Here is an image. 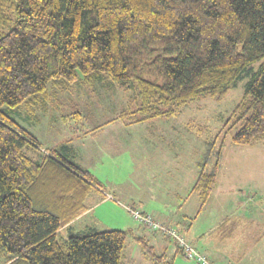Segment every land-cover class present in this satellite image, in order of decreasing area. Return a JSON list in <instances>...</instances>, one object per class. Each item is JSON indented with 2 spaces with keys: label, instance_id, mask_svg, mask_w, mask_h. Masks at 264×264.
Here are the masks:
<instances>
[{
  "label": "trees",
  "instance_id": "obj_1",
  "mask_svg": "<svg viewBox=\"0 0 264 264\" xmlns=\"http://www.w3.org/2000/svg\"><path fill=\"white\" fill-rule=\"evenodd\" d=\"M106 76L132 93L135 107L118 115L129 123L172 117L205 97L221 100L248 77L197 162L190 191L202 209L227 132L238 128L230 139L239 146L264 139V0H0L1 264H121L129 236L152 264L167 257L130 229L89 228L60 240L101 184L72 161V146L42 150L8 114L24 103L33 108L49 89Z\"/></svg>",
  "mask_w": 264,
  "mask_h": 264
},
{
  "label": "rangeland",
  "instance_id": "obj_2",
  "mask_svg": "<svg viewBox=\"0 0 264 264\" xmlns=\"http://www.w3.org/2000/svg\"><path fill=\"white\" fill-rule=\"evenodd\" d=\"M247 79V76L239 79L221 100L205 97L183 104L172 117L133 124L118 117L122 110L135 107L131 102L132 93L124 91L108 76L91 86L80 82L71 84L66 91L49 89L50 95L41 97L33 108L24 103L7 111L38 138L44 150L67 143L75 148L80 165L94 173H100L97 165L101 159V168L105 170L102 174L107 173L112 178L106 184L108 189L138 196L160 195V199L165 194L169 216L163 220L170 221L197 249H201L202 242L213 253L227 258V264H264V139L252 146L235 145L230 136L238 128L230 129L221 148L216 187L202 209L199 208L200 198L190 191L205 142L221 129L242 96ZM74 110L82 113L81 118H75ZM226 130L219 134L220 141ZM163 138L167 145L163 144ZM121 149L126 150L119 151ZM33 153L37 157L39 152ZM131 162L137 167L134 173L129 170ZM164 165L169 169L163 168ZM126 177L133 179L126 183ZM118 181L121 184L117 185ZM107 205L75 221L71 230L64 228L59 232V239L89 228L129 230L139 223L126 209L116 210L111 204ZM147 213L165 224L156 213ZM223 220L227 223L220 227ZM230 230L233 232L228 235ZM138 231L137 234H144L153 245L144 230ZM256 237H261V241L252 246ZM168 244L167 257L162 264H195L193 260L174 255L173 243ZM125 245L121 264H152L131 236ZM155 251L162 252L157 246Z\"/></svg>",
  "mask_w": 264,
  "mask_h": 264
},
{
  "label": "crops",
  "instance_id": "obj_3",
  "mask_svg": "<svg viewBox=\"0 0 264 264\" xmlns=\"http://www.w3.org/2000/svg\"><path fill=\"white\" fill-rule=\"evenodd\" d=\"M85 86H88V85H85ZM75 111H77V110H75ZM75 118L79 119L81 117H75ZM124 122L129 123V122L125 121V120H124ZM130 124H133V123H130ZM127 126H125V127L127 128ZM152 141L153 140H151L150 143L149 142H147V143H149V144L152 145L153 144ZM166 141L167 140L165 138H163V141H162L163 144L167 145V142ZM72 148H73V154L71 156L72 157V161L76 165H78L80 168H85V167H82L80 165V163L77 161V159L75 157L76 156L75 148L73 146H72ZM42 150H44V149L42 148ZM124 150H126V149H121L119 151H124ZM122 156H124V153L121 155V158H122ZM100 161H102V160L100 159ZM99 162H98L99 165H97V167H99L100 173L99 172H95L94 173L89 168L88 169L85 168V169L89 170V172L93 175V177L100 182L101 189L100 190H97L96 189V190L92 191L86 197V199L84 201L85 202V210L80 215H78L77 217H75L74 220L70 221L67 224H64L63 227L60 229V231H63L64 228L67 229V230H71L75 221H77V220H79L81 218H84L85 216L94 214L97 211V209L101 208L102 205H105V206L108 207L107 204H111L113 206V208L116 209V210H119L120 209L119 207H121V209H125L124 208V205H127V206L132 205V206H134L136 208H139L141 211H145V212L147 211V212L156 213L157 215L160 216V218H162L161 219L162 221H164L163 219L168 218V216H169L167 214L168 213V211H167V209H168V198H167V196L165 194H164V197L160 199V195L155 196L154 194H152L150 196H148V195H146V196H138V195H136L134 193L133 194L132 193H130V194H127V193H123V194L116 193L112 189H108L107 188L108 186L106 184H107V182L110 183L111 182L110 179H112V178L107 173L106 174L104 173L105 175L102 174V170L103 169L101 167L103 166V164H102V162H100V163ZM123 164H125V162H123ZM131 167L132 168L129 169L131 171L130 173H134V171H135V169L137 167L135 166V164L133 162H131ZM164 167H165V165L163 166V168ZM165 168L166 169H169L168 166H166ZM103 171H105V170H103ZM123 172H125V171L123 170ZM167 172L170 173V174H172L169 171H167ZM196 174H197V172H196ZM196 177H197V175L194 177V180L196 179ZM126 178H128V179L125 180L126 183L129 180H132L133 179V178L131 179L129 177H126ZM112 181H114V178H113ZM119 181L116 183L117 185L121 184V182H119ZM184 193H185V191H184ZM116 194H117V196H116ZM176 197L178 198V201L181 200L179 193L176 194ZM247 199H250V197H247ZM169 222L170 221H164V223H167V224L171 225L170 224L171 222L170 223ZM225 223H227V220H223L222 223L219 224V226L221 227ZM235 225H236V221H235ZM139 229L144 230L145 233L148 234L149 237H151L150 242L154 245V246L153 245L152 246L154 248H155V246L160 247V249L162 250V252H166V250L168 249V245H169L168 243L169 242L173 243L172 240H170L167 236L162 235L161 233H157V232L156 233H150L146 229V227L143 224H140V223H137V225H134V229H132V230H133L134 234H137V232H139L138 231ZM232 232H233V230H230L228 232V235H231ZM137 235H139V234H137ZM143 235H139V236H143ZM260 238L261 237H256V239H254L255 240V243H253L252 246L257 245V243H259L261 241ZM197 244H198V242H195V245H197ZM173 246H174V253H175V249H176L175 243H173ZM200 246H201V249H198V251L206 254L207 257L209 258V260L211 262H213L215 264H227L228 263V262L227 263L225 262L227 260V258H225L224 256L220 255V253L219 254L213 253V251L209 250L206 246H204V244L202 242H201ZM215 259H218L220 261L217 262Z\"/></svg>",
  "mask_w": 264,
  "mask_h": 264
},
{
  "label": "built area",
  "instance_id": "obj_4",
  "mask_svg": "<svg viewBox=\"0 0 264 264\" xmlns=\"http://www.w3.org/2000/svg\"><path fill=\"white\" fill-rule=\"evenodd\" d=\"M125 209L130 213L134 220L143 224L150 233H161L162 235L175 240L181 248L182 257L185 260H193L195 264H215L211 262L204 253L199 252L192 243H188L173 226L154 220L149 213L141 211L139 208L132 205H126Z\"/></svg>",
  "mask_w": 264,
  "mask_h": 264
}]
</instances>
